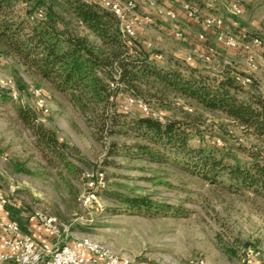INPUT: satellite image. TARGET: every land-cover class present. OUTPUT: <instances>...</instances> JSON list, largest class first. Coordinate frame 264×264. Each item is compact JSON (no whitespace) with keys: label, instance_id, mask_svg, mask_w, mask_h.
Returning <instances> with one entry per match:
<instances>
[{"label":"rangeland","instance_id":"obj_1","mask_svg":"<svg viewBox=\"0 0 264 264\" xmlns=\"http://www.w3.org/2000/svg\"><path fill=\"white\" fill-rule=\"evenodd\" d=\"M61 1L53 0L55 9L68 15L65 5H59ZM245 6L241 27L249 36L264 37V0H247ZM28 7V3H20L17 8L24 15ZM159 22L139 25L135 43L150 54L162 53L163 59L157 60L161 65L184 73L195 69L214 81L233 69L249 75L244 64L232 62L237 55L223 49L211 62L188 63L186 57L196 46L174 35H163ZM146 42L152 47L148 48ZM259 65L252 75L259 88L247 85L242 97L253 90L264 95V62L259 61ZM1 84L19 94L14 100L4 89L6 98L0 100V189L9 199L7 206L17 211L16 218L28 222L37 213L47 212L61 221H74L75 237L90 235L143 264H191L194 259H205L206 264H264V197L247 189L231 191L227 184L209 180L173 156L158 159L123 148L112 151L114 141L130 146L140 140L132 134H111L92 126L66 94L27 70L14 56H1ZM38 87L47 99L49 112L45 115L35 106L34 90ZM128 95L126 91L119 95L121 109ZM143 102L155 115L163 112L164 119L186 122L198 137L209 135L219 147L226 143L242 160L247 159L244 148L258 142L224 113L205 110L191 99L172 94L163 103L155 98ZM20 107L33 111L38 123L57 130L59 139L72 151V166L52 158L38 145L34 132L20 119ZM127 112L143 114L138 106ZM118 129L125 128L112 127L113 131ZM217 138L221 144L215 142ZM192 143L198 145L199 141ZM17 165L27 171L17 170ZM96 167L104 169L106 187L97 203L84 208L79 199L84 175ZM119 195L146 196L170 209L159 212L129 208L118 199ZM78 217L92 219V223L75 221Z\"/></svg>","mask_w":264,"mask_h":264},{"label":"trees","instance_id":"obj_2","mask_svg":"<svg viewBox=\"0 0 264 264\" xmlns=\"http://www.w3.org/2000/svg\"><path fill=\"white\" fill-rule=\"evenodd\" d=\"M20 3L29 5L24 15L17 8ZM60 4L65 5L68 15L57 11L53 0H0V62L4 55L18 58L27 70L66 94L92 126L111 134H132L140 140L130 146L114 141L112 151L123 148L158 159L173 156L209 180L227 184L231 191L247 189L264 197V95L253 90L248 97H242L240 94L247 86L236 79L241 72L233 69L214 81L195 69L184 73L163 66L145 47H129L117 17L98 3L64 0ZM40 10L44 16L32 20ZM116 73L123 83L122 90L135 98H155L163 103L173 94L191 99L205 110L224 113L258 142L244 148L247 159L242 160L226 143L219 147L209 135L198 137L182 120H160L126 112L110 87ZM250 85L259 88L254 81ZM5 94L0 88V100L6 98ZM19 116L48 155L72 166V151L59 139L57 130L38 123L35 113L27 107H20ZM113 126L125 129L113 131ZM195 140L198 145L192 143ZM16 169L27 171L19 165ZM118 199L139 210L170 209L146 196L119 195ZM6 210L29 233L28 222L17 219L13 207L7 206Z\"/></svg>","mask_w":264,"mask_h":264},{"label":"built area","instance_id":"obj_3","mask_svg":"<svg viewBox=\"0 0 264 264\" xmlns=\"http://www.w3.org/2000/svg\"><path fill=\"white\" fill-rule=\"evenodd\" d=\"M89 2L98 3L101 7L111 11L119 20L121 35L125 43L129 47H133L137 38V27L142 24H154L161 17H167L174 22L179 19L178 12L174 7L167 5L180 4L185 13L190 17H195L202 21L207 28L217 30V41L226 49L243 48L246 53L245 67L249 70V75H237L236 79L242 86L250 85L253 82V72H256L260 65L258 61V51L261 49L264 54V37L262 35L249 36L246 31H234L225 29V20L221 15L212 14L200 16L198 12L192 8L189 3L183 0H148V7L154 12H142L138 6V0H87ZM199 2L213 3L220 0H197ZM246 0H227L226 10L232 17L240 18L246 10ZM44 16L42 10L32 16V20ZM174 36L177 39H185V32L179 28H174ZM202 42L207 40L204 33L199 34ZM148 48L152 47L151 42H146ZM218 56L216 46L207 45L205 49L196 47L186 57L188 63L197 61L211 62ZM156 60H162V53H154L151 55ZM231 64L230 61H225ZM1 88L8 90L14 100L19 99V94L9 87L1 84ZM110 87L115 95L121 94L123 83L120 80L119 73L114 75L110 80ZM35 106L44 115L49 112L47 99L42 88H36ZM114 99V97H113ZM138 106L144 115L164 120V113L158 115L150 112V108L143 100L128 95L123 107L124 111H128L130 107ZM215 142L221 144L220 138ZM84 188L80 194L81 205L84 208H90L97 203L101 197V192L106 187L107 179L103 168L96 167L86 171ZM9 203V199L4 191L0 189V204L5 206ZM37 220L44 227L52 230L57 241H40L35 239L30 233L25 232L18 222L12 219H0V243L3 250L0 251V264H143L135 261L126 254L118 253L90 235L75 237L72 231L74 221H61L57 217L47 212H39L36 215ZM75 221L83 224H91L92 219H84L78 217ZM191 264H206L205 259L191 260ZM242 264H248L243 261Z\"/></svg>","mask_w":264,"mask_h":264},{"label":"crops","instance_id":"obj_4","mask_svg":"<svg viewBox=\"0 0 264 264\" xmlns=\"http://www.w3.org/2000/svg\"><path fill=\"white\" fill-rule=\"evenodd\" d=\"M185 3H189L190 5H193V9H195L200 16H207L212 14L221 15L225 20V29L227 30H237L238 28L241 29V31H246V29H243L242 26V19L244 20L245 17L236 18L232 17L227 13L226 10V3L227 0H220L213 3H205V2H192L188 0H183ZM247 1V0H246ZM139 8L141 11L149 13L154 12L152 9L148 7V0H138ZM168 7H174L176 11L178 12L179 19L177 22L172 21L171 19L167 17H161L159 19L158 28L163 33V35H174V28L179 27L185 32V41H189V43L194 44L196 47L205 49L206 46L213 45L216 46V48L223 49L226 51H231L232 54H236L238 58L233 59L232 62H241L245 65L246 62V53L243 50V48H237V49H226L222 46L220 42L217 41L216 33L217 30L214 28H207L202 23L201 20L190 17L187 15V13L184 12L182 6L180 4L178 5H167ZM167 30V31H166ZM170 33H167V32ZM204 33L207 37V40L205 42L200 41L199 34ZM162 35V36H163ZM258 51V57L260 62L263 61L264 54L261 51V49H257ZM244 62V63H243ZM196 66V65H193ZM235 68H238L235 66ZM244 69V68H243ZM240 70V69H238ZM245 70V69H244ZM0 219H11L9 213L4 209V206L0 204ZM28 232L37 240L40 241H50L55 242L57 241V237H55L52 230H49L48 228L44 227L36 217L31 218L28 221L27 224ZM3 250V246L0 243V251Z\"/></svg>","mask_w":264,"mask_h":264}]
</instances>
